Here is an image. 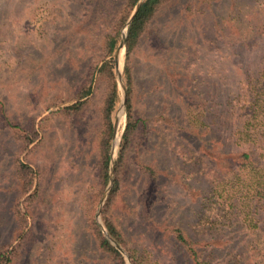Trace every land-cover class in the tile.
<instances>
[{"label": "rangeland", "instance_id": "1", "mask_svg": "<svg viewBox=\"0 0 264 264\" xmlns=\"http://www.w3.org/2000/svg\"><path fill=\"white\" fill-rule=\"evenodd\" d=\"M125 1L0 0V245L10 264H114L92 234L95 221L113 239L99 226L105 228L101 213L112 189L104 197L108 184L101 186L97 169L103 82H95L76 114L66 109L77 103L95 62L99 67L111 58L101 60L102 40ZM216 31L225 33V44L214 40ZM238 33L245 37L240 46L232 41ZM124 54L119 66L114 58L116 127L121 106L124 111L111 141L116 162L126 123L118 74L123 77ZM131 71L134 111L144 123L111 211L129 250L141 264H191L171 233L180 227L210 264L238 262L253 236L236 225L231 232L223 221L231 209L214 204L217 147L198 150L186 129L193 115L188 101L204 94L214 104L211 116L222 114L223 132L239 130L242 107L256 100L251 88L264 74V0H169L133 53ZM27 135L33 141L25 147ZM17 160L34 177L26 195ZM114 175L115 169L113 184ZM222 243L228 246L221 251ZM118 245L123 253L112 246L132 264Z\"/></svg>", "mask_w": 264, "mask_h": 264}, {"label": "trees", "instance_id": "2", "mask_svg": "<svg viewBox=\"0 0 264 264\" xmlns=\"http://www.w3.org/2000/svg\"><path fill=\"white\" fill-rule=\"evenodd\" d=\"M168 1L143 0L139 10L128 26L124 44L125 61L123 79L126 88V123L115 166L114 184L103 207L101 218L109 236L130 252L132 264L141 263L138 257L129 250V246L111 214L112 206L122 183L121 173L125 167L127 153L131 148L139 125L144 123V120L137 117L134 111L131 63L133 53L137 49L139 42L157 17L160 9ZM137 2L138 0H126L123 4L122 11L115 21L113 32L106 34L102 40L103 57H101V60L109 56L111 58L102 61L99 67H97V62H95V65L92 66L87 75L86 81L76 94L75 100L77 103L66 109L70 115L76 114L82 109L86 99L92 94L95 82H103L104 97L100 109L101 120L97 138L98 178L103 188L107 186L109 181L110 148L113 139L112 114L119 99L112 54L118 46L121 31L126 27L130 13ZM92 24L93 22L90 25ZM214 40H222L225 44V33L216 31ZM244 40L243 33L236 34L232 39L237 46L243 44ZM251 90L258 96L252 102L246 100V104L242 107L239 118L243 119V124L239 126V130L237 131L227 129L229 130L227 133L222 130L225 124L218 122L222 114L215 117L211 116L209 109L211 108L210 105L214 104L211 101L207 102L204 94L201 97L199 93L195 92L193 100L188 101L189 111L193 115H191L190 119L192 121L190 120V125L186 126V129L192 130L194 133L195 136L192 139L198 145V150H202L205 146L207 148L210 146L212 149L213 147H217L215 157L212 158L214 161L213 172L215 180L212 184L211 195L213 196L214 204L219 208L228 206L231 209L230 214L224 213L225 216L229 215L223 220L229 221L227 226L231 232L237 230L234 228L236 225L241 227L240 230L244 236L247 237L249 232L253 236L252 239L246 240V249L241 255L238 254L239 260L238 262H233V264H264V217L260 214L263 209L262 202L264 200V74H262V80L259 82V85L252 87ZM181 129H184V127ZM29 137V135L26 136L27 142L25 143V147L33 141ZM15 166L18 180L21 178V193L22 195H26L34 185L32 170L18 160L15 162ZM144 169L150 177L155 175L152 169ZM233 210H235L234 213ZM17 214L21 217L19 209L17 210ZM20 223H23L22 220ZM221 225L224 226V224ZM227 226L225 227L227 228ZM92 231L99 250L106 254L114 264H125L121 254L102 235L95 221L92 223ZM171 233L177 246L191 264H210L204 259L197 244L186 236L182 228L173 227L171 228ZM224 246L228 245L222 243L219 249L222 251ZM4 250L5 248L0 245V264H10L11 258L7 256L6 250Z\"/></svg>", "mask_w": 264, "mask_h": 264}, {"label": "water", "instance_id": "3", "mask_svg": "<svg viewBox=\"0 0 264 264\" xmlns=\"http://www.w3.org/2000/svg\"><path fill=\"white\" fill-rule=\"evenodd\" d=\"M143 0H138L136 6L134 7L128 21H127V25L126 27L128 28V26L130 25L132 19L134 18V16L136 15L137 11L139 10L141 4H142ZM126 34H127V31L125 33H122L121 34V37H120V41H119V45L117 47V49L115 50V53H114V58H117V55H118V52H119V47L121 46L123 49L124 48V44H125V38H126ZM119 74V78H120V81H121V84H122V93L126 95V88H125V82H124V79L123 77L121 76V74L118 72ZM125 99H126V96L124 98V103H125ZM115 132H116V122H114L113 124V138H114V135H115ZM116 146L117 145H114L112 144V150H111V154H110V160H109V181H108V187L105 191V194H104V197H106V195L109 193L110 191V188H112V185H113V173H114V169H115V164H116V153H117V149H116ZM101 227V230L103 232V234L108 238L109 235L107 233V231L105 230V228L102 226V225H99ZM110 238V237H109ZM112 245L120 252H122V250L120 249L118 243L116 241H114L113 239H108ZM123 253V252H122ZM127 262L128 264H130V261L127 257Z\"/></svg>", "mask_w": 264, "mask_h": 264}, {"label": "bare ground", "instance_id": "4", "mask_svg": "<svg viewBox=\"0 0 264 264\" xmlns=\"http://www.w3.org/2000/svg\"><path fill=\"white\" fill-rule=\"evenodd\" d=\"M120 49H119V52H118V55H117V58H116V64H117V66H119V63H120V53H121V51H122V47L120 46L119 47ZM124 114V111H123V109H122V106H121V110H120V112H119V117H118V122H119V119H120V115L121 114ZM118 122H117V127H116V132H117V129H118Z\"/></svg>", "mask_w": 264, "mask_h": 264}]
</instances>
